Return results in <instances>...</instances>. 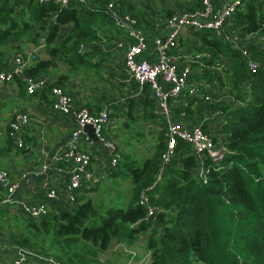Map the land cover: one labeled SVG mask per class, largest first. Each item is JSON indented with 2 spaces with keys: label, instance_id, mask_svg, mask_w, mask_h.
<instances>
[{
  "label": "trees",
  "instance_id": "obj_1",
  "mask_svg": "<svg viewBox=\"0 0 264 264\" xmlns=\"http://www.w3.org/2000/svg\"><path fill=\"white\" fill-rule=\"evenodd\" d=\"M110 2L135 18L141 28V17L127 0L72 1L65 8L53 2L0 0V67L12 64V56L3 63L6 51L24 56L23 44L37 45L41 39L49 47L64 27H70L64 41L57 48L49 47V53L73 65L92 66L86 54L77 53L78 47L98 41V23L111 24L104 11ZM199 7L201 0H192L185 11ZM226 25L239 42H248L245 47L257 69L251 71L242 51L212 31L189 30L196 41L188 56L202 57L196 58L188 81L198 83L201 97L182 95L172 108L186 123L200 126L215 147L226 148L221 163L215 165L207 155L196 158L191 146L176 138L162 168L168 141V126L164 127L148 157L137 162L131 154L119 152L121 159L110 176L125 180L132 175L125 206L114 199L106 206L83 200L89 184L82 185L71 210L46 199L52 211L48 209L47 216L33 225L35 242L22 239L21 246L52 256L59 264H115L112 257L118 251L109 258L105 254L123 243L130 248L128 257L138 248L148 253L147 264H264V45L259 42L264 38V0L244 1ZM223 59L221 74L212 67ZM53 64L52 60L37 62L25 68L22 77L38 79ZM46 85L44 90L64 91L63 81ZM223 89L233 96H216ZM206 90L214 96L206 98ZM141 91L150 92L147 87ZM150 102L144 99L145 104ZM211 115L219 117V126L206 120ZM141 195L147 199L146 206L139 205ZM147 207L154 210L152 216ZM39 240L41 246L47 243V250L40 248Z\"/></svg>",
  "mask_w": 264,
  "mask_h": 264
},
{
  "label": "crops",
  "instance_id": "obj_2",
  "mask_svg": "<svg viewBox=\"0 0 264 264\" xmlns=\"http://www.w3.org/2000/svg\"><path fill=\"white\" fill-rule=\"evenodd\" d=\"M127 1L133 4L134 13L141 17L142 33L149 39L147 48L139 57L140 60L153 58L152 40L154 37L165 34L167 19L179 15L192 6V0ZM69 29L70 27H64L57 40L49 47L60 46ZM189 34V30H184L180 37V47L177 53L181 57H186L191 53V44L196 41ZM96 35L98 41L83 43V54L87 55V62L92 66L73 65L69 60L52 57L44 39H41L37 45L27 43V46L31 48L27 53L35 55V60L27 67L46 60H52L54 63L47 68L45 74L34 80H45L48 85L63 81L64 92L71 98L74 109L86 107L93 115H97L101 111H108L110 123L109 127L103 131V136L109 138L116 145L118 153L126 154L136 152L138 149L145 152L143 143H152L153 147L161 130L164 127L167 128L169 123H182L188 128L193 127L180 119L176 110H172L167 118L160 115L159 104L154 100L152 93L148 92L144 95L141 91L142 88L131 81L124 63L126 49L132 44V40L123 29H117L108 22H101L96 26ZM245 44L248 42H240L239 45L245 47ZM1 51L0 49V53ZM38 53L43 58L42 60L38 59ZM13 55L12 51H6L3 63L7 64L6 60ZM8 67H0V72L11 71L12 64L8 63ZM17 75L18 77L13 78L11 82H4L0 85V170L6 171L9 178L18 185L12 195L16 204L0 205V264H13V261L21 255L25 257L27 264H51L43 262L36 255L53 259L52 256H45L39 250L28 249L19 244L22 239H30L32 243L35 242L33 225H37L39 220L26 214L20 203L32 205L46 202L49 212L52 211L45 197V186L59 191L67 186L72 164L58 160V158L65 150L72 133L79 128L73 114H62L52 109V97L48 90L28 95L26 78L22 77V73ZM160 84L164 91L171 88L169 84L162 81ZM42 92L46 95L43 98L40 97ZM203 94L206 98L214 96L208 90ZM219 94L216 96H224ZM144 99L151 101L150 104H145ZM170 104L171 108L175 107L173 102ZM17 112H23L29 118L22 135L23 146L21 148L7 137V125ZM206 120H211L216 125L220 124L217 115H211V119L207 118ZM129 130L133 133L126 132ZM113 131L116 132L112 134ZM122 133L126 134V138L120 139ZM128 142L136 144L134 149H128ZM79 148L90 154L89 171L93 176L92 182L88 185L89 191L82 194L81 198L83 200L92 199L95 202L97 199L95 197L100 194L99 190H102L100 187L104 189L108 184L112 187L117 184L119 178L112 179L110 176L113 168L110 164L108 150L102 144L93 142L87 133L85 137L81 136ZM22 175H25V178H22ZM120 180L125 182L129 179ZM92 188H97V191L93 192ZM4 192L5 190L0 186V200ZM107 195L106 198L103 196L105 206L113 199L125 206L129 199L126 192H123L119 199L109 196L110 194ZM51 201L60 202L64 210H71L74 206L63 198ZM155 229L157 226L154 224L153 231ZM46 245L47 243L42 246L40 244V248L44 247L47 250ZM125 246L126 243H123L120 248L124 249L126 255L128 251ZM136 253H132L133 257L128 258L127 256V259L116 261L115 264L148 263V253H144L142 248H138Z\"/></svg>",
  "mask_w": 264,
  "mask_h": 264
},
{
  "label": "built area",
  "instance_id": "obj_3",
  "mask_svg": "<svg viewBox=\"0 0 264 264\" xmlns=\"http://www.w3.org/2000/svg\"><path fill=\"white\" fill-rule=\"evenodd\" d=\"M72 1L82 2V0H36L38 4L53 2L61 8L69 6ZM247 0H201V7L193 11H184L179 15L171 16L166 21V30L163 36L154 37L152 43L154 52L151 59L140 60L144 50L147 48L148 40L143 35L138 21L127 13H122L115 3L110 2L104 7V11L111 21V24L117 29H123L127 36L132 40L125 52V70L132 82L140 88H149L154 100L159 104V114L168 117L172 111L170 102L175 105L182 95H188L193 98H200L201 93L196 81L189 83V75L192 73V65L196 62L197 56L181 57L177 53L178 41L184 30L194 31H212L222 42L230 44L233 48L240 49L246 58L247 65L251 71L257 69L247 52L246 47H241L237 37L230 34L227 21L239 6ZM230 26V25H229ZM259 42L264 45V38L260 37ZM84 45L81 43L77 53L83 54ZM35 60L33 53H27L24 56H12V69L8 72H0V85L4 82H11L15 74H21L28 64ZM226 60L217 61L212 67L213 70L223 74ZM160 81L169 84L171 88L164 91ZM205 81V80H204ZM205 84L208 82H204ZM26 91L28 95L35 92H41L47 88L45 80L26 79ZM208 85H205L207 87ZM52 97V109L62 114H73L77 122L78 130L73 132L67 143L65 150L58 160L72 164L69 171L70 179L67 186L59 190L45 186V197L51 200L64 199L70 204H74L79 197L82 185H88L92 182L93 176L89 171L91 156L86 151L79 148L81 136H86L83 128L92 126L98 142L102 144L110 154V164L115 168L120 160V154L117 152L116 145L107 137L103 136V131L109 127L110 118L108 111H101L93 115L86 107L74 109L71 98L57 87L49 88ZM29 122L28 116L23 112H17L13 115L7 125V137L14 141L17 147L21 148L22 135ZM167 148L161 155L162 168L169 161L172 150L175 147V139H179L189 144L196 158L207 155L215 165H219L227 152L223 146L215 147L212 138L205 134L200 126L188 128L186 125L168 124L166 133ZM25 178V175L21 176ZM264 179V172L262 174ZM0 186L5 190L0 205L16 204L12 195L17 188V183L13 182L6 171L0 170ZM150 190L147 189L146 191ZM145 193V192H144ZM143 193V194H144ZM23 210L31 218L41 219L47 216L48 208L42 203L28 205L20 203ZM139 205L146 206L147 199L141 195ZM148 216L154 214V210L147 207ZM31 254V253H30ZM45 263L59 264L50 257L36 255ZM13 264H27L23 255L13 261Z\"/></svg>",
  "mask_w": 264,
  "mask_h": 264
},
{
  "label": "rangeland",
  "instance_id": "obj_4",
  "mask_svg": "<svg viewBox=\"0 0 264 264\" xmlns=\"http://www.w3.org/2000/svg\"><path fill=\"white\" fill-rule=\"evenodd\" d=\"M22 49H24V51L27 53V51L28 50H31V48L30 47H28L27 46V43L26 44H23V46H22ZM38 59H40V60H42L43 58L39 55V53H38ZM220 92H222V93H220L219 95L220 96H222V95H224V94H231L232 96H233V93H231L229 90H225V89H223V91H220ZM223 97H227V95H224ZM228 98V97H227ZM206 115H210V114H206ZM219 126V125H218ZM125 130V129H124ZM135 130V129H134ZM114 132H116V131H113L112 132V134L114 133ZM126 132H128V133H133V131H131V130H129V131H126ZM123 138H126V134L125 133H122V135H121V137H120V139H123ZM127 138H129L128 136H127ZM136 144H134V143H132V142H128V144H127V147H128V149H134V146H135ZM143 146H144V151L145 152H142V151H139V149L138 150H136V152H129L128 154H131L132 155V160H135V161H137V162H139L140 161V159H142V158H146V157H148L150 154H151V149H152V143L151 144H145V142L143 143ZM143 156V157H142ZM132 178V175L130 176V178H129V180L128 181H122V180H120V179H118L117 180V184L116 185H112V187H110L109 186V184H108V186L106 187V188H104L103 189V187H100L102 190L100 191L99 190V192H100V196L98 195V196H96L95 198H97L96 199V201H99V203H101L102 205H105V201H103L104 199H103V196H105V198H106V196H108L107 194H110L109 196H111V197H113V198H118L119 199V197H121V194L123 193V192H126V194H128V190L130 189V183H129V181H130V179ZM97 194V193H96ZM99 197V198H98ZM84 199H87V198H84ZM92 200V199H91ZM95 201V202H96ZM127 246V245H126ZM125 246V247H126ZM127 249H130L128 246L126 247ZM132 250V249H131ZM118 251V252H117ZM117 252V255H114L112 258L115 260V262L116 261H119V260H122V259H124V258H126L127 259V256H129V253L128 254H124L125 252L124 251H122L121 250V248H120V246H115V247H113V251L112 252H110V253H106L105 254V257L106 258H109L110 256H111V254H115ZM135 252V254H137L136 252H137V250H135L134 251ZM131 257V256H130ZM130 257H128V258H130Z\"/></svg>",
  "mask_w": 264,
  "mask_h": 264
},
{
  "label": "water",
  "instance_id": "obj_5",
  "mask_svg": "<svg viewBox=\"0 0 264 264\" xmlns=\"http://www.w3.org/2000/svg\"><path fill=\"white\" fill-rule=\"evenodd\" d=\"M84 132L87 133L89 135V137L91 138V140L95 143L98 142L97 137L95 136L94 130L92 128V126H85L83 128ZM99 143V142H98Z\"/></svg>",
  "mask_w": 264,
  "mask_h": 264
}]
</instances>
